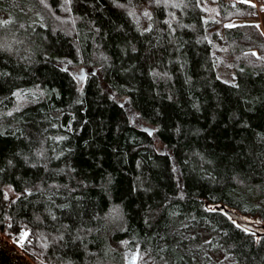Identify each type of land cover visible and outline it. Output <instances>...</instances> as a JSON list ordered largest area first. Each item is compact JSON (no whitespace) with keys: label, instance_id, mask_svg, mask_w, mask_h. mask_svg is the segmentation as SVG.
Listing matches in <instances>:
<instances>
[{"label":"trees","instance_id":"obj_1","mask_svg":"<svg viewBox=\"0 0 264 264\" xmlns=\"http://www.w3.org/2000/svg\"><path fill=\"white\" fill-rule=\"evenodd\" d=\"M255 4L0 0V234L35 264H264L216 210L264 224Z\"/></svg>","mask_w":264,"mask_h":264},{"label":"water","instance_id":"obj_2","mask_svg":"<svg viewBox=\"0 0 264 264\" xmlns=\"http://www.w3.org/2000/svg\"><path fill=\"white\" fill-rule=\"evenodd\" d=\"M85 74H83L84 77ZM146 131V129H142ZM149 133H151L149 131ZM216 210L224 212L240 229L254 235L257 239L264 238V224L245 219L238 213L226 209L224 206L216 207ZM0 264H35L16 245L0 234ZM128 264H135L128 262Z\"/></svg>","mask_w":264,"mask_h":264},{"label":"rangeland","instance_id":"obj_3","mask_svg":"<svg viewBox=\"0 0 264 264\" xmlns=\"http://www.w3.org/2000/svg\"><path fill=\"white\" fill-rule=\"evenodd\" d=\"M231 1H235V2L243 3V4H255V2H256V0H227V2H231ZM140 9L136 8L133 11L134 16L137 17V18H141L143 16L147 17L148 13H149L147 11V9L144 8V7L141 10ZM258 21L260 22V26H261V28H262V30L264 32V10L259 13ZM0 23H2V24L6 23V20H5L4 16H2V15H0ZM68 71L73 76V78L76 81L78 87H81L83 82H84V79L86 77V72L80 67H76V68L71 67V68H68ZM83 74H85L84 77H83ZM120 101H122V100H120ZM137 125L141 129L151 130V127L147 126L145 124L137 123ZM156 149L159 152L163 151V147L160 144H156ZM123 246L124 245H122V246L119 245L120 248H123ZM124 255H125V258H126L127 262L131 261V262H134L135 264H138L137 260L135 259L136 258L135 254H133V253L130 254V253L127 252ZM215 261H216V264H220V259L219 258H217ZM224 264H229V262H227V263L224 262Z\"/></svg>","mask_w":264,"mask_h":264},{"label":"snow or ice","instance_id":"obj_4","mask_svg":"<svg viewBox=\"0 0 264 264\" xmlns=\"http://www.w3.org/2000/svg\"><path fill=\"white\" fill-rule=\"evenodd\" d=\"M27 235V233H25V236Z\"/></svg>","mask_w":264,"mask_h":264}]
</instances>
